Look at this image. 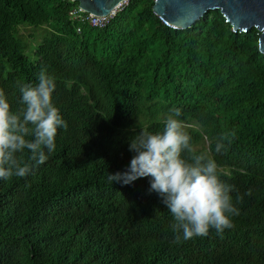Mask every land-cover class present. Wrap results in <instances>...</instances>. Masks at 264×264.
Wrapping results in <instances>:
<instances>
[{"label":"trees","instance_id":"obj_1","mask_svg":"<svg viewBox=\"0 0 264 264\" xmlns=\"http://www.w3.org/2000/svg\"><path fill=\"white\" fill-rule=\"evenodd\" d=\"M152 5L128 0L97 27L70 17L76 1L0 0V88L12 110L23 107L20 85L38 82L46 68L68 122L45 163L0 179V264H264L259 31H232L219 9L177 29ZM19 25L44 27L32 55ZM174 107L195 123L187 131L197 151L235 186L240 213L223 233L177 239L148 177L129 185L107 178L130 163V139L162 131ZM221 139L226 148L217 153Z\"/></svg>","mask_w":264,"mask_h":264},{"label":"clouds","instance_id":"obj_2","mask_svg":"<svg viewBox=\"0 0 264 264\" xmlns=\"http://www.w3.org/2000/svg\"><path fill=\"white\" fill-rule=\"evenodd\" d=\"M36 83L20 85L22 109L12 110L4 89L0 88V179L27 176L33 165L45 163L56 149L59 129L68 122L53 101L57 88L54 75L46 68L37 74ZM182 110L174 107L164 120L162 131L142 129L130 139L133 153L124 170L108 173L115 184L129 185L148 177L150 192H155L173 218L177 239L207 236L215 229L223 233L232 228L240 209L233 202L235 186L221 178L217 161L197 151L193 138L179 119ZM217 140L215 151L225 150ZM29 159L23 158L25 151ZM19 154V155H18ZM239 195L237 200H242Z\"/></svg>","mask_w":264,"mask_h":264},{"label":"water","instance_id":"obj_3","mask_svg":"<svg viewBox=\"0 0 264 264\" xmlns=\"http://www.w3.org/2000/svg\"><path fill=\"white\" fill-rule=\"evenodd\" d=\"M93 15L108 14L123 0H71ZM209 9H219L232 31H258L257 46L264 55V0H153V13L166 25L184 29Z\"/></svg>","mask_w":264,"mask_h":264},{"label":"rangeland","instance_id":"obj_4","mask_svg":"<svg viewBox=\"0 0 264 264\" xmlns=\"http://www.w3.org/2000/svg\"><path fill=\"white\" fill-rule=\"evenodd\" d=\"M43 32L44 27L34 28L30 25H19L15 29V33L23 40L24 51L29 55L33 54L34 46L40 41ZM184 126L186 130L196 127L192 121H184Z\"/></svg>","mask_w":264,"mask_h":264},{"label":"built area","instance_id":"obj_5","mask_svg":"<svg viewBox=\"0 0 264 264\" xmlns=\"http://www.w3.org/2000/svg\"><path fill=\"white\" fill-rule=\"evenodd\" d=\"M128 0H123L118 3L114 9L105 15H93L91 13L83 11L78 6L69 11L70 17L79 21H87L90 25L102 27L106 25L114 15L122 9Z\"/></svg>","mask_w":264,"mask_h":264}]
</instances>
